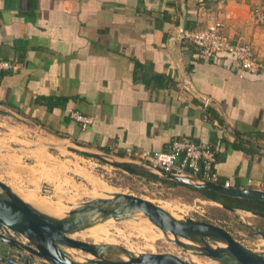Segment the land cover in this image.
Listing matches in <instances>:
<instances>
[{"label": "crops", "instance_id": "crops-1", "mask_svg": "<svg viewBox=\"0 0 264 264\" xmlns=\"http://www.w3.org/2000/svg\"><path fill=\"white\" fill-rule=\"evenodd\" d=\"M255 5L0 0V59L17 63L13 71L0 70V114L36 125L54 142L72 139L126 159L127 148L166 150L173 138L189 137L214 149L216 183L264 190V72L240 74L228 54L199 58L183 37L218 21L264 61ZM72 110L92 122L82 128ZM63 148L114 165L75 145L55 149ZM165 187L197 193L182 184ZM256 220L264 228V217Z\"/></svg>", "mask_w": 264, "mask_h": 264}, {"label": "water", "instance_id": "water-1", "mask_svg": "<svg viewBox=\"0 0 264 264\" xmlns=\"http://www.w3.org/2000/svg\"><path fill=\"white\" fill-rule=\"evenodd\" d=\"M3 145L20 151L75 145L110 163L153 173L182 185L245 199H264L262 189L227 188L198 176L168 172L147 162L116 156L72 139L35 142L30 146ZM213 203L235 213L242 212L241 209L216 201ZM113 221L152 223L169 241L193 254L204 255L213 262H191L167 251H141L105 237L102 243L78 238L82 231H91ZM247 224L253 228L252 233L264 239L263 228ZM6 245L13 249L12 253L17 251L16 257L7 255L9 250ZM67 248L88 255L73 253ZM22 250L35 256L39 264H264V250L254 251L246 247L220 224L191 216H178L154 201L135 194L99 190L93 198L75 203L69 210L55 213L25 199L15 188L0 179V261L7 259L11 264H30L29 259L20 253Z\"/></svg>", "mask_w": 264, "mask_h": 264}, {"label": "rangeland", "instance_id": "rangeland-1", "mask_svg": "<svg viewBox=\"0 0 264 264\" xmlns=\"http://www.w3.org/2000/svg\"><path fill=\"white\" fill-rule=\"evenodd\" d=\"M54 141L52 136L40 131L34 124L0 114V179L15 188L21 195L28 194L27 197L30 200L45 204L62 203L63 209L61 208L58 212L69 210L71 205L93 198L99 191L95 188H107L106 183L114 190L150 199L178 216H191L220 224L246 247L254 251L264 250V239L252 233L253 228L247 224L260 225L256 220L259 217L251 212L235 213L220 205L198 200L197 203L203 212H195L193 209L195 199H204L198 193L185 191L182 188L159 193L149 184L143 185L130 177H122L118 173L114 176L115 170L101 167V161L88 160L70 148L65 150L64 148L36 147L31 149L32 151H17L10 146L2 145L6 143L30 146L35 142ZM146 223L152 227V234L156 237L147 238L146 225L134 221H113L111 224L108 222L101 226L111 240L129 248L146 252L167 251L191 262H213L204 255L193 254L169 241L152 223ZM97 235H99L98 232L87 230L82 231L78 238L89 242H95L97 239V243L105 241L103 237ZM67 250L84 256L88 255L80 250L70 248Z\"/></svg>", "mask_w": 264, "mask_h": 264}, {"label": "built area", "instance_id": "built-area-1", "mask_svg": "<svg viewBox=\"0 0 264 264\" xmlns=\"http://www.w3.org/2000/svg\"><path fill=\"white\" fill-rule=\"evenodd\" d=\"M250 1L256 3L254 8L256 23L264 26V0ZM183 37L197 47L195 56L199 58L210 59L217 54H228L234 58L236 69L240 74H261L264 72V61L257 56L253 46L241 39L233 40L222 31L221 24L218 21H213L200 29L184 31ZM16 67V61L0 59V70L13 71ZM209 103L210 99L207 96L203 97V106L206 107ZM69 115L78 121L82 128L87 127L92 122L90 116L76 110L70 111ZM126 153L127 157L134 161L147 162L168 172L194 175L211 182H215L217 178L214 149L208 144H197L189 137L173 138L166 150L136 151L127 148ZM96 165L99 164L96 163ZM101 167L115 170L114 176L118 173L122 177H130L139 183H143V185L149 184L159 193L168 191L161 181L146 179V177L133 173L123 166L106 163L101 164ZM224 186L228 187L229 181H225ZM197 200L202 202L196 199L193 209L195 212L202 213L203 210Z\"/></svg>", "mask_w": 264, "mask_h": 264}, {"label": "trees", "instance_id": "trees-1", "mask_svg": "<svg viewBox=\"0 0 264 264\" xmlns=\"http://www.w3.org/2000/svg\"><path fill=\"white\" fill-rule=\"evenodd\" d=\"M78 152H81V151H78ZM82 154L90 156L89 154L84 153V152ZM114 165H117V164H114ZM118 166H121V165H118ZM125 168H127L133 173H140L144 175V177H146L147 179L150 178L149 180L151 179L159 180L164 185H171V186L180 185L174 180L161 177L153 173L145 172V171L138 170L132 167H125ZM187 187H189L191 190L197 191V193L203 198L214 200L228 207L238 208V209H241L247 212H251L253 214L255 213L260 214L261 216H258V217H264V199H245V198H240V197L233 196V195L223 194V193L209 190V189H197V188L190 187V186H187Z\"/></svg>", "mask_w": 264, "mask_h": 264}, {"label": "bare ground", "instance_id": "bare-ground-1", "mask_svg": "<svg viewBox=\"0 0 264 264\" xmlns=\"http://www.w3.org/2000/svg\"><path fill=\"white\" fill-rule=\"evenodd\" d=\"M83 176V175H81ZM89 180V179H88ZM106 187L107 188H104V189H101V188H95V189H98V190H101V191H113L114 189H112L111 187H109L106 183H105ZM94 188V187H93ZM94 192V191H93ZM95 193V192H94ZM76 194V193H75ZM75 194H72V195H75ZM78 194V193H77ZM21 195V194H20ZM90 195V194H89ZM23 196V195H21ZM76 196V195H75ZM78 196V195H77ZM24 197V196H23ZM25 199L27 200H30L29 198H27L26 196L24 197ZM31 202H33L34 204L44 208L45 210H48V211H52V212H55V213H58V210H60L61 208L63 209V206H62V203L61 204H54V203H40V202H36V201H33V200H30ZM110 224L112 222H109ZM138 224H144L146 225V237H150V238H153V237H156V236H153L152 234V227L147 224L146 222H138ZM91 231H95V232H98L99 235H97L98 237H105V238H108L109 239V236L105 233V229L99 225L97 226L96 228H94L93 230ZM161 238V237H160ZM95 242L97 243V239H95ZM150 243V242H149ZM74 253V252H73ZM211 262V261H210ZM212 263V262H211Z\"/></svg>", "mask_w": 264, "mask_h": 264}, {"label": "flooded vegetation", "instance_id": "flooded-vegetation-1", "mask_svg": "<svg viewBox=\"0 0 264 264\" xmlns=\"http://www.w3.org/2000/svg\"><path fill=\"white\" fill-rule=\"evenodd\" d=\"M6 247L8 248V253H7V255L9 256L10 254L11 255H13L14 257H16V253H17V251H14V253H12V248H10V247H8L7 245H6ZM20 253L22 254V256H24V257H26V259H29V261H30V264H39V262H38V260H37V258L35 257V256H33V255H31L28 251H20ZM0 264H11L10 262H8L7 261V259L6 260H4V262H2V261H0Z\"/></svg>", "mask_w": 264, "mask_h": 264}]
</instances>
